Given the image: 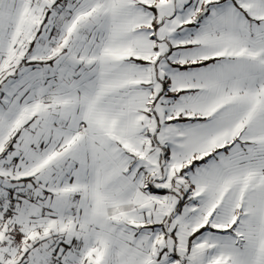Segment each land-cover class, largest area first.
<instances>
[{
    "label": "snow or ice",
    "instance_id": "1",
    "mask_svg": "<svg viewBox=\"0 0 264 264\" xmlns=\"http://www.w3.org/2000/svg\"><path fill=\"white\" fill-rule=\"evenodd\" d=\"M0 264H264V0H0Z\"/></svg>",
    "mask_w": 264,
    "mask_h": 264
}]
</instances>
